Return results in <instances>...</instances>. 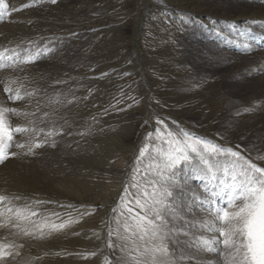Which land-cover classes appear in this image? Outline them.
Masks as SVG:
<instances>
[{"label":"rangeland","instance_id":"1","mask_svg":"<svg viewBox=\"0 0 264 264\" xmlns=\"http://www.w3.org/2000/svg\"><path fill=\"white\" fill-rule=\"evenodd\" d=\"M5 3L0 51L12 59L0 62V106L35 113L11 116L13 126L33 121L44 133H60L35 154L12 147L17 155L0 163V195L8 197L0 220L20 224L0 228V242L16 246L6 264H118L121 245L131 244L123 228L125 204L137 193L132 184L143 191L158 154L176 140L211 141L264 167V0ZM27 57L34 62L24 63ZM6 85L32 95L8 100ZM233 159L214 156V176L198 164L177 174L184 193L165 213L179 241L169 245L175 264H232L212 218L235 175ZM17 208L27 209V220L16 221ZM60 221L65 228L54 230ZM68 252L75 257L65 258Z\"/></svg>","mask_w":264,"mask_h":264},{"label":"snow or ice","instance_id":"2","mask_svg":"<svg viewBox=\"0 0 264 264\" xmlns=\"http://www.w3.org/2000/svg\"><path fill=\"white\" fill-rule=\"evenodd\" d=\"M52 2L55 3L56 0ZM0 9L5 12L8 9L5 0H0ZM3 14L4 12H0V16ZM11 59V56H5V52L0 51V62ZM34 60V57H27L24 63H33ZM3 90L5 93H10L8 100L11 101H20L25 95H32V93L22 94L19 88L13 90L7 85ZM29 115L35 113L0 106V163L17 155L16 152L9 151L12 147L24 150V155L35 154V149L48 143V137L60 134L52 129L44 133V129L35 127L33 121H29L26 125H12L11 116L28 117ZM40 133H44L42 140L38 138ZM17 135L23 137V142L15 139ZM168 135L171 136V133ZM51 146L55 147L54 141ZM146 150L147 146L141 149L138 162L144 157ZM221 153L229 154L234 158L232 164L235 175L231 177V183H226L221 188L220 191L224 193L226 200L224 205L215 209V216L212 218L218 225V235L223 237L224 246L231 249L232 264H264V167H259L250 159H245L231 148H221L211 141L199 138L176 140L170 144V150L162 159L158 154L156 176L146 182L143 191H140L138 184H132V187L137 188V193L133 194L132 201L125 204L128 213L126 219L129 223H125L123 228L131 244L121 245L124 254L118 264H175V252L170 251L169 245L178 244L179 241L173 240L165 213L169 211L170 206H175V201L184 193V186L177 174L185 167L191 168L198 164L202 166L205 174L214 176L212 158ZM125 192L127 193V188ZM7 199V196L0 195V202ZM37 203L42 202L37 201ZM135 209L140 211L137 212ZM12 211V208L7 209L9 213ZM26 211L27 209L17 208L14 213L16 221L27 220ZM36 214L35 211L30 212L31 216ZM121 215L123 216L124 212ZM0 217H4V212H0ZM9 225L12 228H20V224L14 222L11 217L0 220V228H7ZM38 227L42 237L44 226ZM52 228L60 230L65 228V224L52 225ZM21 231L26 236L33 235L27 229ZM111 235L110 231L109 236ZM207 246L208 241H204L203 247L207 248ZM15 247L13 243L0 242V264H6L7 259L13 256ZM108 247L112 248L114 245L109 242ZM15 255H19V252L16 251Z\"/></svg>","mask_w":264,"mask_h":264},{"label":"bare ground","instance_id":"3","mask_svg":"<svg viewBox=\"0 0 264 264\" xmlns=\"http://www.w3.org/2000/svg\"><path fill=\"white\" fill-rule=\"evenodd\" d=\"M165 7H166V5H165ZM178 7V6H177ZM168 8V7H167ZM246 8V7H245ZM181 9V12L183 11V12H185L182 8H180ZM256 9V8H255ZM245 10V9H244ZM257 10H260L259 8H257ZM242 13H245L243 10L241 11V12H239V14H242ZM255 11L253 12V15H255V14H257V13H255ZM218 17V16H217ZM239 17H243V16H239ZM238 17V18H239ZM245 17V16H244ZM229 18H236V17H233V16H230ZM242 20H244V19H242ZM234 22H237V20H235ZM9 25H7V26H5V28H7ZM9 28H10V26H9ZM9 28H7V29H9ZM138 55V54H137ZM136 56V55H135ZM139 58V57H138ZM139 61V63H141V61L140 60H138ZM227 75H225L224 77H226ZM183 125V124H182ZM263 166V165H262ZM115 169H117V168H115ZM107 172H109V171H107ZM21 200H22V202H25V201H28V198L27 197H22L21 198ZM37 202V201H36ZM87 207V206H86ZM83 211H80V213H82ZM85 213V212H84ZM58 221L60 220V219H57ZM63 220H65V219H63ZM61 223H62V221H60ZM55 225V224H54ZM59 225H60V223H59ZM106 223H104V225H103V229H102V231H101V240L103 241V237H106V234H107V232H106ZM81 234L82 235H85V232H81ZM78 236H79V232H78V234H77ZM18 238L21 240V241H23V235H19L18 236ZM72 238H76L75 236H72ZM24 240H25V237H24ZM34 245V244H33ZM37 249H38V251H40V246H38V245H36L35 246ZM102 251H104L105 252V249H106V247H105V244H103V242L101 243V248H100ZM27 253H29V252H27ZM70 253V254H69ZM64 257L65 258H68V259H72V258H74L75 256H74V253L73 252H68V253H66V254H64Z\"/></svg>","mask_w":264,"mask_h":264}]
</instances>
